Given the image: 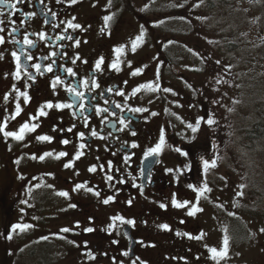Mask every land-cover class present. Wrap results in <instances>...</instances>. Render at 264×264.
I'll return each instance as SVG.
<instances>
[{
	"label": "flooded vegetation",
	"instance_id": "af4514ba",
	"mask_svg": "<svg viewBox=\"0 0 264 264\" xmlns=\"http://www.w3.org/2000/svg\"><path fill=\"white\" fill-rule=\"evenodd\" d=\"M105 1L91 11L95 0H5L16 8L0 17V264H57L62 250L93 264H213V237L207 254L198 220L206 207L213 220V126L202 130L201 88L190 78L199 59L183 42L159 40L152 11L137 13L135 0ZM136 29L141 41L121 39ZM135 43L156 59L135 56ZM176 48L189 64L173 60ZM151 223L166 226L162 238L146 237Z\"/></svg>",
	"mask_w": 264,
	"mask_h": 264
},
{
	"label": "rangeland",
	"instance_id": "374dc122",
	"mask_svg": "<svg viewBox=\"0 0 264 264\" xmlns=\"http://www.w3.org/2000/svg\"><path fill=\"white\" fill-rule=\"evenodd\" d=\"M201 1L135 0L134 7L137 13L152 11L149 20L159 27V32L167 33L164 37L159 33L158 39L164 40L168 36L183 42L184 49L194 52L202 68L199 74L190 78L201 88L205 116L202 130H209L207 120L215 121L212 124L213 155L208 156L205 164L211 159L216 163L213 167V220L207 207L199 215L207 219L198 218L209 239L202 247L209 254L213 237V249L219 253L224 250L227 238L226 257L213 256V264H264V144L250 154L239 145L238 139V132L253 123L252 97L258 92L264 93V26L262 11L258 8L261 0H234L230 9H216L214 13L204 11ZM105 5V0H95L90 10L98 11ZM178 16L182 19L179 20ZM230 27H236V30H225ZM144 33V29H136L121 39L138 42ZM155 37L156 32L150 38ZM124 46L129 50L130 45L126 43ZM135 47L140 46L135 43ZM228 47L231 50L227 53ZM177 50L171 55L179 63L181 55L186 54L180 48ZM148 54L151 61L156 59L151 45L140 47L134 55ZM187 57L185 63L189 64L191 60ZM184 74L187 75L186 71ZM147 79L146 83L152 87L160 83L156 76ZM255 80L259 81L256 83ZM244 81H247L246 90ZM254 85H257V91ZM152 87L148 89L152 90ZM241 189L243 195H238ZM175 211L178 210L175 208ZM57 225L61 228L59 223ZM169 225L173 229L171 233L179 232L176 221L169 222ZM146 228V237L150 239L162 238L163 231H167L162 223H151ZM55 247L59 248V245ZM66 247L75 248L73 243ZM146 250L152 253L151 249ZM64 253L62 250L55 255L57 264H93L95 260L78 251L68 257ZM142 253V258H147V254ZM148 258L150 264L156 262L155 258ZM204 260L209 263L208 256ZM136 264L147 263L139 259Z\"/></svg>",
	"mask_w": 264,
	"mask_h": 264
},
{
	"label": "trees",
	"instance_id": "16d2710c",
	"mask_svg": "<svg viewBox=\"0 0 264 264\" xmlns=\"http://www.w3.org/2000/svg\"><path fill=\"white\" fill-rule=\"evenodd\" d=\"M215 1V2H214ZM202 0L201 5H203L204 11H213L216 9H230L231 4L234 0ZM214 2V3H213ZM259 10L261 12L262 23L264 26V0H261L259 5ZM226 31L233 32L236 30V27H230L225 29ZM231 48L228 47L227 53L230 52ZM245 56V55H244ZM259 80H255L257 83ZM255 83V84H256ZM247 81H244L243 86H245L246 90ZM256 86L254 88L256 90ZM257 91V90H256ZM254 100L252 102V110L254 113V120L251 125L246 127V129H242L238 132L239 145L245 149L248 153H252L256 150H259V145L264 144V93L258 92L252 97Z\"/></svg>",
	"mask_w": 264,
	"mask_h": 264
},
{
	"label": "snow or ice",
	"instance_id": "6c2138e0",
	"mask_svg": "<svg viewBox=\"0 0 264 264\" xmlns=\"http://www.w3.org/2000/svg\"><path fill=\"white\" fill-rule=\"evenodd\" d=\"M19 2H21V0H17V3H19ZM3 8H16V4H7V3H5V0H0V17L6 15V13L2 10ZM11 14H12V13H7V15H11ZM110 19H111V17L106 18V22H107V20H110ZM2 23H4V21H3V20H0V24H2ZM70 26H71V25H70ZM4 30H5V29L0 28V32H3ZM61 39H63V37H61ZM25 40H27L26 37H25ZM3 42H4L3 38L0 37V43H3ZM29 46L31 47L32 45L29 43ZM15 55H16V54L13 53V56H15ZM17 59H19V58L17 57ZM113 67H115V65H114ZM97 68H99V64L97 65ZM49 70H50V69H49ZM134 74H135V73H134ZM146 87L151 88L152 86H151V85H147ZM234 103H236V102L234 101ZM45 107H47V108H51L52 105H51V104H48V105H45ZM63 107H68V105H64ZM137 111H139V110H137ZM16 112H17V115H18L19 112H20V108H19V106L17 107ZM44 114H45V113L41 110L40 115H44ZM200 123H201V121H197V125H196V127H192L191 125H189V127H192L193 132H195V131L198 129ZM206 123H207L208 125H212V124L215 123V121L209 119V120L206 121ZM5 127H6V125H5ZM26 128H28V125H27V124H25L24 127L21 128V130H20L21 133H23V132H24V129H26ZM29 130H30V131H35V127L31 128V129H29ZM2 131H3V128H0V132H2ZM93 135H95V133H93ZM13 138H14V139H23V136H22V135H20V136H15V135H14ZM39 139H48V138H47V137H41V138H39ZM64 143L67 144L68 141H64ZM161 143H163V135L161 136ZM132 146H133V147H136V145H132ZM81 148H83V145H81ZM61 155H63V154H61ZM57 158H59V157H57ZM76 159H79V156H77ZM215 166H216L215 161H212L210 164H205V167H206V168H208V167H215ZM68 167H71V165H68ZM91 171H95V169H91ZM109 179H111V177H109ZM193 191H196V189L194 188ZM207 191H209V189H208L207 187H204V188L201 190V193H200V194L202 195L203 192H207ZM58 194H59V195H66V193H58ZM238 195H243V189H241V192L238 193ZM106 203H107V201H106ZM173 204H174V206H176V207H187L186 204H184V205L177 204V203L175 202V200L173 201ZM194 211H195V209H193V211H190L188 214H189V215H192ZM122 222H123V221H122ZM128 223H131V222L129 221ZM16 227H17V226H14L13 229H12V231L15 232V231H16ZM30 227H31V225H25V226H23V228H22L21 230H24V229H27V228H30ZM165 229H166V226H165ZM62 231L67 232V231H69V230H68V229H63ZM88 231H92V229H88ZM199 238H200V237H197V239H199ZM8 239H11V237L9 236ZM189 239H192V237H189ZM224 245H225V246H224V250L221 251V252H219V253H217V250H216V249H211V250H210V251L212 252V254H213L214 257H215L216 255H219L220 257H226V255H227V238H225Z\"/></svg>",
	"mask_w": 264,
	"mask_h": 264
}]
</instances>
